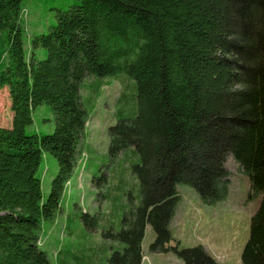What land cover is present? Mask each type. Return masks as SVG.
I'll use <instances>...</instances> for the list:
<instances>
[{
  "label": "trees",
  "instance_id": "trees-1",
  "mask_svg": "<svg viewBox=\"0 0 264 264\" xmlns=\"http://www.w3.org/2000/svg\"><path fill=\"white\" fill-rule=\"evenodd\" d=\"M22 2L0 0V87H8L13 113L10 127L0 126V264H141L147 224L155 233L149 250L170 248L178 182L206 204L226 198L228 156L261 196L241 263L264 264V0H77L30 38L28 57ZM109 79L121 82L109 165L90 177L106 211L79 209L83 237L70 240L72 217L56 235L54 220ZM44 103L53 131L27 133ZM43 152L57 163L45 198ZM177 252L186 264H217L201 245Z\"/></svg>",
  "mask_w": 264,
  "mask_h": 264
},
{
  "label": "rangeland",
  "instance_id": "rangeland-1",
  "mask_svg": "<svg viewBox=\"0 0 264 264\" xmlns=\"http://www.w3.org/2000/svg\"><path fill=\"white\" fill-rule=\"evenodd\" d=\"M77 0H23L25 8L21 16L23 29L22 40L26 57L31 51L30 38L41 33H46L50 25L56 21L58 10L66 8ZM36 56L44 57V50L37 49ZM93 77L88 76L81 89L82 97L88 94L89 85ZM121 82L118 79H109V84L100 89V95L94 101V108L89 112L85 125L84 144L80 154L81 160L75 166L71 178L66 184V191L62 201V209L54 220L57 228H63L65 221L72 217L73 235L70 240L83 237L81 225L76 221L79 209L89 213L106 211V204L99 202L97 190L90 182L91 173L96 166L108 161L105 156L109 143L108 127L116 122L114 106L119 96ZM11 103L8 87H0V126L10 127L12 120ZM54 113L48 104H40L32 110V123L26 126L27 133H51L54 129ZM88 154L87 169L83 168L84 155ZM231 156L227 157L226 166L231 170L228 195L221 201L213 204L202 202L197 191L190 185L178 182L176 188L179 201L169 224L172 239L167 251L152 252L149 244L155 239L152 227L145 226L141 242V264H186L185 258L178 254V250L185 247L201 245L203 250L214 258L217 264H242L241 251L248 238L249 223L252 214L260 202V195L254 194L250 188L249 178L235 168ZM109 165V161L107 163ZM130 170V161H127ZM57 171L55 158L43 152V158L38 168L41 176V191L43 198L48 194L50 183ZM78 208V209H76ZM60 234L65 231L61 230ZM87 238L97 239L96 231H88ZM69 241L68 236L63 237V242Z\"/></svg>",
  "mask_w": 264,
  "mask_h": 264
}]
</instances>
